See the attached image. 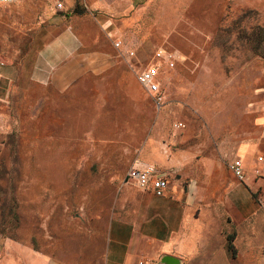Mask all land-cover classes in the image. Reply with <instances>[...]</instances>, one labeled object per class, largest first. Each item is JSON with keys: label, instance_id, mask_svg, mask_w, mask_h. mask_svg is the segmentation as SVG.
<instances>
[{"label": "rangeland", "instance_id": "374dc122", "mask_svg": "<svg viewBox=\"0 0 264 264\" xmlns=\"http://www.w3.org/2000/svg\"><path fill=\"white\" fill-rule=\"evenodd\" d=\"M75 16L96 27V37L120 43L117 76L59 94L36 85L31 70L39 49ZM158 47L179 51L184 61L160 68L164 105L156 110L149 99L133 112L128 97L118 96V73L128 70L137 81ZM0 57L7 78L0 98V264H102L122 181L145 150L174 157L206 199L223 202L229 164L244 147L247 177L257 180L246 188L259 210L264 205V166L252 160L264 149V0L0 3ZM130 85L141 98L137 83ZM133 113L141 139L119 140ZM253 216L240 233L244 244L254 236ZM226 224L224 233L237 236L240 229ZM229 255L236 259L238 251ZM244 256L243 264H262Z\"/></svg>", "mask_w": 264, "mask_h": 264}, {"label": "crops", "instance_id": "0c3cea01", "mask_svg": "<svg viewBox=\"0 0 264 264\" xmlns=\"http://www.w3.org/2000/svg\"><path fill=\"white\" fill-rule=\"evenodd\" d=\"M97 34L98 29L85 20L77 16L70 18L65 28L39 49L31 70L33 82L41 87H50L59 94H68L91 79L117 76L118 49L111 42L96 37ZM118 77V96L128 97L133 112L149 104V99L158 109L154 96L139 86L128 70L120 71ZM5 80L4 75L0 80V98L5 96ZM130 81L136 82L142 89L141 98L130 90ZM133 114L132 118L124 119L119 140L141 139L138 115ZM148 139L153 140L154 136L149 135ZM248 151L243 147L233 159L241 158L246 167ZM146 152L143 154L144 161L129 168L143 165L155 167L156 176L168 183L167 194L159 197L126 181L127 170L120 188L117 210L111 214L106 229L102 264H137L140 260L146 261L145 264H157L164 256L176 257L181 264H238L239 260L243 264L241 258L244 259L248 252L264 264L261 253L264 246V212H260L264 208L262 205L259 210L253 204L246 188L257 181L253 176L247 177L246 183H243L235 181L231 174L227 199L223 202L216 196L206 199L197 181L182 174V165L174 157L170 159L159 150H152L149 154ZM183 159L186 160L185 157ZM251 216L254 223L249 226L248 233L254 236L244 244L240 233H243ZM228 219L240 229L237 236L230 235L233 237V251H238L236 259L230 258L229 254L233 251L227 249L229 236L224 229Z\"/></svg>", "mask_w": 264, "mask_h": 264}, {"label": "built area", "instance_id": "2783aa9c", "mask_svg": "<svg viewBox=\"0 0 264 264\" xmlns=\"http://www.w3.org/2000/svg\"><path fill=\"white\" fill-rule=\"evenodd\" d=\"M17 0H0V3L9 4ZM58 8L61 5L58 4ZM117 48L120 43H116ZM154 61V62H153ZM184 57L179 51H170L164 47H158L153 51V59L150 65L142 69L137 77L138 85L144 90L148 91L149 94L154 96V103L157 108L160 109L164 102V96L160 88V68L165 65L167 69H173L178 64H182ZM6 63L0 57V80L2 78L1 71L5 70ZM2 85L0 81V96H1ZM260 113L262 118L261 127V139L264 141V101L260 107ZM174 127L183 129L184 126L180 122L174 123ZM253 161L260 166H264V149L255 151L253 155ZM230 173L240 182L246 183L248 171L245 168L244 162L241 158L233 159L228 167ZM156 169L153 166L143 165L141 167H131L128 169L126 175V181L134 183L138 188L152 191L156 196L164 197L168 191V183L165 179L160 176H156ZM256 177H262V174L258 169L254 170ZM264 208V205H263ZM261 253L264 256V246L261 249ZM146 261L140 260L137 264H145Z\"/></svg>", "mask_w": 264, "mask_h": 264}, {"label": "water", "instance_id": "95a60500", "mask_svg": "<svg viewBox=\"0 0 264 264\" xmlns=\"http://www.w3.org/2000/svg\"><path fill=\"white\" fill-rule=\"evenodd\" d=\"M181 260L172 256H164L157 264H181Z\"/></svg>", "mask_w": 264, "mask_h": 264}, {"label": "trees", "instance_id": "16d2710c", "mask_svg": "<svg viewBox=\"0 0 264 264\" xmlns=\"http://www.w3.org/2000/svg\"><path fill=\"white\" fill-rule=\"evenodd\" d=\"M232 239H233V237L232 236H229L228 237V240H229V246H228V251H233V245H232Z\"/></svg>", "mask_w": 264, "mask_h": 264}]
</instances>
